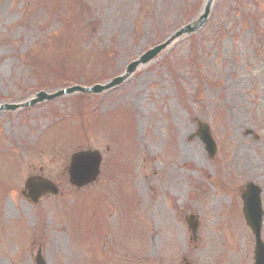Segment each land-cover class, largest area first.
<instances>
[{
	"label": "rangeland",
	"instance_id": "1",
	"mask_svg": "<svg viewBox=\"0 0 264 264\" xmlns=\"http://www.w3.org/2000/svg\"><path fill=\"white\" fill-rule=\"evenodd\" d=\"M75 1L67 14L0 0V104L18 106L0 110V264H34L37 248L46 264H252L240 193L259 186L264 212V0ZM164 42L114 86L23 106L38 91L105 84ZM81 95L95 109L85 127ZM87 148L101 152L100 174L74 188L69 156ZM39 173L60 193L33 204L20 191Z\"/></svg>",
	"mask_w": 264,
	"mask_h": 264
},
{
	"label": "water",
	"instance_id": "2",
	"mask_svg": "<svg viewBox=\"0 0 264 264\" xmlns=\"http://www.w3.org/2000/svg\"><path fill=\"white\" fill-rule=\"evenodd\" d=\"M207 16V10L200 18L194 23L185 26L177 32L176 35L182 33H190L195 31L205 20ZM168 42L160 44L147 52H145L138 60L131 62L126 69V73L123 76H117L110 82L103 85H95L92 88H81L74 86L68 89L58 91L54 94L47 95L44 92L36 94V98L31 100L28 104H34L44 99H51L53 97L62 95L64 92L70 93L75 90L86 91V92H100L108 87L114 86L120 83L126 76H128L139 63H145L150 60L158 51L165 47ZM16 106L3 105L0 109H14ZM197 134L201 141L205 144L206 149L210 156L215 152V144L210 137L208 127L204 124L199 123ZM101 161V155L98 150H83L77 151L71 154L69 165L67 167V173L69 176V182L77 187L86 185L93 182L99 174V165ZM58 192L57 186L47 178L41 175L29 176L25 182L24 187L21 191L22 195L32 202H37L45 194H56ZM260 189L252 183H247L245 190L241 197L243 200V215L246 223L250 226L252 232L255 235V264H264V243L260 240V226L262 222V210L260 205L259 197ZM192 230L195 229L194 224H190ZM35 264H45L40 250L36 252ZM189 264V263H185Z\"/></svg>",
	"mask_w": 264,
	"mask_h": 264
},
{
	"label": "trees",
	"instance_id": "3",
	"mask_svg": "<svg viewBox=\"0 0 264 264\" xmlns=\"http://www.w3.org/2000/svg\"><path fill=\"white\" fill-rule=\"evenodd\" d=\"M62 3L67 5L66 9L64 10V13L68 14V11H71V13H75V12H73V10H75L76 8H75V6H73L71 4L72 0H46V4L42 5V7L45 6L46 8H48V11H50V10L54 11V9H57V8L61 9L62 7H59V6L62 5ZM71 17H72V15H71ZM68 20H70L69 16H66L65 21L63 19V23L66 24V26H65L66 28H67ZM30 58H37V57L31 55ZM33 63H34V65H36V62H33ZM47 65H48V67H47ZM41 67L42 68H47V71H52L51 72L52 74L55 73V75H54L55 77L56 76H60V77L65 78L67 80H70V76H69L68 73H73V72H69L68 71V67H66L63 64H54V63H49L48 64V63H45V64H42ZM35 69H36V67H35ZM82 96H84V95H81V96H79L76 99V115L78 117V120L82 121L84 123V126H86L85 125L86 118H87V116H89L88 109H86V107H87V98L82 97ZM90 115H91V113H90Z\"/></svg>",
	"mask_w": 264,
	"mask_h": 264
},
{
	"label": "bare ground",
	"instance_id": "4",
	"mask_svg": "<svg viewBox=\"0 0 264 264\" xmlns=\"http://www.w3.org/2000/svg\"><path fill=\"white\" fill-rule=\"evenodd\" d=\"M8 211V210H7Z\"/></svg>",
	"mask_w": 264,
	"mask_h": 264
}]
</instances>
